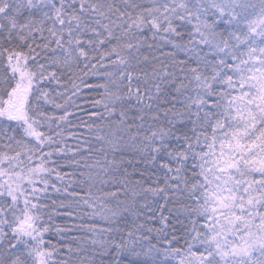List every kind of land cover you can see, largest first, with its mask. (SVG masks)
<instances>
[{"label": "snow or ice", "instance_id": "obj_1", "mask_svg": "<svg viewBox=\"0 0 264 264\" xmlns=\"http://www.w3.org/2000/svg\"><path fill=\"white\" fill-rule=\"evenodd\" d=\"M0 264H264V0H0Z\"/></svg>", "mask_w": 264, "mask_h": 264}]
</instances>
